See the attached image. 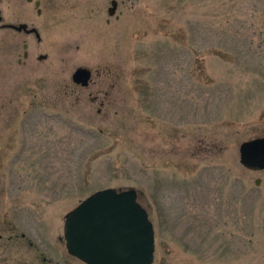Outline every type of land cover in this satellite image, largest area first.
<instances>
[{"label":"rangeland","instance_id":"1","mask_svg":"<svg viewBox=\"0 0 264 264\" xmlns=\"http://www.w3.org/2000/svg\"><path fill=\"white\" fill-rule=\"evenodd\" d=\"M40 1L92 85L0 81V264H83L64 219L108 188L137 193L153 264H264V170L239 162L264 138V0Z\"/></svg>","mask_w":264,"mask_h":264},{"label":"water","instance_id":"2","mask_svg":"<svg viewBox=\"0 0 264 264\" xmlns=\"http://www.w3.org/2000/svg\"><path fill=\"white\" fill-rule=\"evenodd\" d=\"M116 7L111 1L109 16ZM89 79L90 71L84 67L73 73L74 84L85 87ZM239 162L248 170H264V138L242 142ZM63 238L68 255L83 264L154 262L153 224L134 190L108 188L89 195L65 216Z\"/></svg>","mask_w":264,"mask_h":264},{"label":"flooded vegetation","instance_id":"3","mask_svg":"<svg viewBox=\"0 0 264 264\" xmlns=\"http://www.w3.org/2000/svg\"><path fill=\"white\" fill-rule=\"evenodd\" d=\"M41 15L40 0H0V81H71L72 84L61 86V94L67 95V89L70 95L74 91L81 94L92 85V71L84 67L90 71L87 86L73 83L74 72L69 66L71 57L48 45L36 27ZM97 100V96L91 98L92 103ZM103 105L101 100L98 112Z\"/></svg>","mask_w":264,"mask_h":264}]
</instances>
